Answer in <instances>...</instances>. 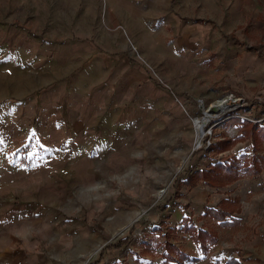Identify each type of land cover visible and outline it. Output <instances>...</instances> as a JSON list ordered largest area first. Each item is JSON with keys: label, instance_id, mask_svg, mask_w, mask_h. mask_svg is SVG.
Segmentation results:
<instances>
[{"label": "rangeland", "instance_id": "374dc122", "mask_svg": "<svg viewBox=\"0 0 264 264\" xmlns=\"http://www.w3.org/2000/svg\"><path fill=\"white\" fill-rule=\"evenodd\" d=\"M34 5L0 0V30L17 29ZM259 6L252 0L250 17L196 19L202 43L188 37L180 63L152 64L128 40L130 62L167 91L174 110L144 112L121 129L92 164L94 175L32 172L35 141L24 130L22 146L5 152L20 167L0 168L10 174L0 183V264H264ZM225 98L228 108L213 110L198 140L195 120Z\"/></svg>", "mask_w": 264, "mask_h": 264}, {"label": "crops", "instance_id": "0c3cea01", "mask_svg": "<svg viewBox=\"0 0 264 264\" xmlns=\"http://www.w3.org/2000/svg\"><path fill=\"white\" fill-rule=\"evenodd\" d=\"M34 1L17 29L0 30V168L20 167L5 152L21 147L28 130L35 141L30 169L42 176L94 175L92 164L121 129L144 112L167 111V91L130 62L128 40L152 64L180 63L192 46L188 37L202 43L196 19L254 15L252 0ZM0 176L1 183L10 174Z\"/></svg>", "mask_w": 264, "mask_h": 264}, {"label": "bare ground", "instance_id": "6f19581e", "mask_svg": "<svg viewBox=\"0 0 264 264\" xmlns=\"http://www.w3.org/2000/svg\"><path fill=\"white\" fill-rule=\"evenodd\" d=\"M212 104L210 105L213 106V109H211L212 106H209V108L205 110V114L202 117V119L195 120V132H196V137L198 140L201 138V136L204 133L203 126L206 125L205 123L209 121V119L214 115L213 110L217 112L225 111L228 108L229 99L228 98L220 99Z\"/></svg>", "mask_w": 264, "mask_h": 264}, {"label": "built area", "instance_id": "2783aa9c", "mask_svg": "<svg viewBox=\"0 0 264 264\" xmlns=\"http://www.w3.org/2000/svg\"><path fill=\"white\" fill-rule=\"evenodd\" d=\"M134 55H135V58H136V59H138V57H139V59H141V57L138 55L137 52H136ZM164 85H165V84H164Z\"/></svg>", "mask_w": 264, "mask_h": 264}]
</instances>
